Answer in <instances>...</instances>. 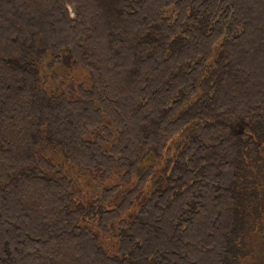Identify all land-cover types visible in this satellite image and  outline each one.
I'll return each instance as SVG.
<instances>
[{
	"label": "trees",
	"instance_id": "1",
	"mask_svg": "<svg viewBox=\"0 0 264 264\" xmlns=\"http://www.w3.org/2000/svg\"><path fill=\"white\" fill-rule=\"evenodd\" d=\"M0 4V264H264V0Z\"/></svg>",
	"mask_w": 264,
	"mask_h": 264
},
{
	"label": "bare ground",
	"instance_id": "2",
	"mask_svg": "<svg viewBox=\"0 0 264 264\" xmlns=\"http://www.w3.org/2000/svg\"><path fill=\"white\" fill-rule=\"evenodd\" d=\"M2 2H3V1H2ZM3 3H4V2H3ZM0 5H1V4H0ZM84 5H85V4H84ZM30 7L32 8V6H30ZM30 7H29V8H30ZM10 9H11V8H10ZM48 11H49V10H48ZM89 11H90V10H89ZM46 12H47V10H46ZM0 13H3L2 10H1ZM4 13H5V12H4ZM6 13H7V12H6ZM29 13H30V11H29ZM33 14H34V13H33ZM1 15H2V14H1ZM29 15H31V14H29ZM29 15H28V16H29ZM34 15H35V14H34ZM61 15H62V14H61ZM61 15H59V16L61 17ZM28 16H27V17H28ZM32 16H33V15H32ZM24 17H25V16H24ZM30 17H31V16H30ZM60 17H59V18H60ZM66 17H67V16H66ZM87 18H88V17H87ZM68 19H69V18H68ZM85 19H86V17H84L83 20H85ZM57 20H58V19H56V21H57ZM83 20H82V21H83ZM58 21H59V20H58ZM69 21H70V20H69ZM69 21H68V22H69ZM55 23H57V22H55ZM58 23H59V22H58ZM58 23H57V24H58ZM60 23H61V22H60ZM34 24H35V23H34ZM57 24H56V27L54 26L55 28H57ZM63 24H64V22H63ZM67 24H68V23H67ZM67 24H66V25H67ZM69 24H72V23L69 22ZM77 24H78V23H77ZM59 25H60V24H59ZM79 25H80V24H79ZM79 25H78V26H79ZM35 26H36V24H35ZM60 26H61V25H60ZM67 26H68V25H67ZM78 26H77V27H78ZM63 27L65 28L64 25H63ZM70 27H71V26H70ZM70 27H69V29H70ZM55 28H54V29H55ZM74 28H75V27H74ZM74 28H73V29H74ZM77 29H78V28H77ZM60 30H61V28H60ZM70 30H71V29H70ZM58 31H59V30H58ZM65 31H67V30H65ZM31 33H32V32H31ZM56 34H57V33H56ZM33 35H34V34H33ZM26 37H27V35H26ZM25 39H26V38H25ZM95 57L97 58L96 55H95ZM95 57H94V58H95ZM92 58H93V57H92ZM103 58H105V57L103 56ZM106 59H107V58H106ZM106 59H105V60H106ZM119 59H120V58H119ZM103 60H104V59H103ZM1 61H2V60H1ZM1 61H0V63L2 64L3 61H2V62H1ZM89 61H90V60H89ZM94 62H95V61H94ZM105 62H106V61H105ZM117 62H118V61H117ZM119 63H120V62H119ZM127 63H129V62H127ZM1 64H0V65H1ZM108 64H109V63H108ZM92 66H93V65H92ZM93 67H94V66H93ZM134 67H135V66H134ZM134 67H133V68H134ZM128 68H129V67H128ZM3 69H4V67H3ZM1 70H2V69H1ZM143 70H144V68H143ZM1 72H2V71H1ZM1 72H0V73H1ZM3 72H4V71H3ZM141 72H143V71H141ZM101 73H102V72H99V74H101ZM5 74H6V73H5ZM1 75H2V74H1ZM3 75H4V74H3ZM187 87H189L188 84H187ZM189 88H190V87H189ZM185 89H186V88H185ZM206 101H207V100H206ZM214 105H215V104H214ZM212 106H213V105H212ZM215 106H216V105H215ZM217 106H218V105H217ZM64 135H65V134H64ZM60 137H61V136H60V134H59V138H60ZM51 144H52V143H51ZM35 146H36V145H35ZM58 147H59V146H58ZM39 148H40V146H39ZM35 149H36V148H35ZM27 151H28V150H27ZM62 151H63V150H62ZM30 152H31V151H30ZM63 153H64V152H63ZM162 155H163V154H162ZM55 156H56V155H55ZM58 157H61V156H58ZM52 159H53V158H52ZM53 160H54V159H53ZM147 160H148V159H147ZM155 170H156V169H155ZM213 172H214V171H212V173H213ZM67 174H68V173H67ZM209 176H211V174H210ZM79 179H80V178H79ZM72 180H73V179H72ZM81 184H82V183H81ZM93 187H94V186H93ZM77 190H78V189H77ZM70 194H71V193H70ZM73 195H74V194H73ZM71 196H72V195H71ZM74 196H76V195H74ZM245 257H246V256H245ZM239 259H240V258H239ZM237 260H238V259H237ZM234 262H235V261H234ZM236 262H237V261H236ZM234 264H235V263H234Z\"/></svg>",
	"mask_w": 264,
	"mask_h": 264
},
{
	"label": "rangeland",
	"instance_id": "3",
	"mask_svg": "<svg viewBox=\"0 0 264 264\" xmlns=\"http://www.w3.org/2000/svg\"><path fill=\"white\" fill-rule=\"evenodd\" d=\"M248 264H258V263L254 262V261H249Z\"/></svg>",
	"mask_w": 264,
	"mask_h": 264
}]
</instances>
